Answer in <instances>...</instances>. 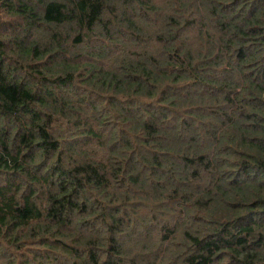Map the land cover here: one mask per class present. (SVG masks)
Here are the masks:
<instances>
[{
  "label": "trees",
  "instance_id": "trees-1",
  "mask_svg": "<svg viewBox=\"0 0 264 264\" xmlns=\"http://www.w3.org/2000/svg\"><path fill=\"white\" fill-rule=\"evenodd\" d=\"M0 264H264V0H0Z\"/></svg>",
  "mask_w": 264,
  "mask_h": 264
}]
</instances>
